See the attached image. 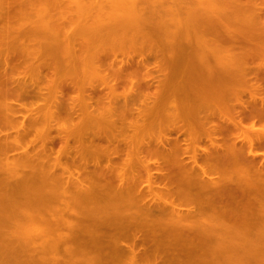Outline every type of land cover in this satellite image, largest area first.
I'll use <instances>...</instances> for the list:
<instances>
[{"label":"bare ground","instance_id":"bare-ground-1","mask_svg":"<svg viewBox=\"0 0 264 264\" xmlns=\"http://www.w3.org/2000/svg\"><path fill=\"white\" fill-rule=\"evenodd\" d=\"M107 1L0 0V264H264V0Z\"/></svg>","mask_w":264,"mask_h":264},{"label":"rangeland","instance_id":"rangeland-1","mask_svg":"<svg viewBox=\"0 0 264 264\" xmlns=\"http://www.w3.org/2000/svg\"><path fill=\"white\" fill-rule=\"evenodd\" d=\"M105 1H107V0H105ZM108 1H110V0H108ZM108 1H107V2H108ZM105 3H106V2H105ZM34 6H35V7L38 6V8H39V5H38V4H36V5H34ZM34 6L31 7V10H34ZM31 10H30V11H31ZM34 11H35V12L33 13V11H32L31 14H32L33 16H34V15L36 16V15H37L36 12L38 11L37 8H35ZM69 14H71V13H69ZM69 14H68V15H69ZM72 14L75 15V14H77V13L74 12V13H72ZM77 15H78V14H77ZM74 17H76V15H75ZM114 58H115V59L118 58V59H117V62H118V61H120V60H122V59H124V58H127V57H126V56H122V55H118V57H112V56H111V57H109L107 60H109V62H112V61H115ZM121 58H122V59H121ZM136 58H140V57L137 56ZM152 61H154V60H152ZM120 90L122 91V88H120L119 91H120ZM121 91H120V92H121ZM123 91H124V90H123ZM121 93H122V92H121ZM32 97H33V96H32ZM32 97H30V96L28 97V96H27L25 99H21V101L18 103V104H19L18 107H20V105H25V104H26L25 106L28 107V108L30 109L31 106H32L34 103H36V105L34 104L36 107H37V105L39 106V104H40V106H39L40 108L43 107V106L41 105V104H43L42 101L38 103V99H37V97H36V98H35V97L32 98ZM245 99H248V98H245ZM121 100L123 101V99H121ZM141 100H143V98L140 99V101H139V100L135 101V102H134V103H135V106L142 108V107H143V105H142L143 103H141ZM122 101H121L120 103L123 104ZM20 103H21V104H20ZM132 105H133V104H132ZM25 106H24V107H25ZM116 106H119V105H116ZM24 107H23L22 109H20V111H22V110L24 109ZM39 107H38V110H39ZM119 107H120V106H119ZM137 107H135V108H137ZM35 109H36V108H35ZM35 112H38V111L36 110ZM35 112H34V114H35ZM22 113H23V114H22ZM38 113H41V111L39 110ZM29 115H30V113L26 110V108L23 110V112H21V113L18 112V116H19V121H20V122L27 123V120H28V124H26L27 127H28V129L30 128L29 126H31V124H30L31 122L29 123V120L31 121V119L28 117ZM25 117H26L27 119H25ZM22 118H24V119L22 120ZM28 118H29V119H28ZM246 125H248V124H246ZM260 125H261V126H260ZM260 125H259V123H257V124H256V128H263V127H264V124H260ZM30 131H31V130H30ZM33 132H34V131H32V133H33ZM32 133H29L28 136H26V138H24V139H26V141H31L32 139L34 140L35 135H33ZM14 135H15V134H14ZM20 151H21V150H19L18 153H19ZM259 151L262 152V150H259ZM16 153H17V152H16ZM13 154H14V153H13ZM262 162H263V161H262ZM145 189H146V188H145ZM23 191H24V190H23ZM23 191H22V192H23ZM149 201H150V199H149V200H146L147 204L149 203ZM165 201L171 202L172 200L169 199V198H165ZM146 202H145V203H146ZM27 205H28V206H31V204H26V207H25V204H24V206H22V205L19 206V208H20V207H21V208H20V209L18 208L17 210H19V211L22 210V213H23L24 209H26V210L28 211L29 208H32V211L34 210V208H33V204H32V207H29V208L27 207ZM34 206H35V205H34ZM184 209H185V208H184ZM26 210H25V211H26ZM25 211H24V212H25ZM27 211H26V212H27ZM29 211H30V210H29ZM32 211H30V212H32ZM30 212H28V213H30ZM1 213H2V212H0V214H1ZM19 213H21V212H19ZM259 214H262V215L264 216L263 212H261V213H257V214H255V215L257 216V218H260L261 221H264V219H263L264 217H263L262 215H260V216L258 217ZM3 215H5V213L2 214V216H3ZM43 216H45L44 213H43ZM0 217H1V215H0ZM261 217H262V218H261ZM73 220H74V219H73ZM19 222H20V221H19ZM19 222L17 221L16 223H19ZM25 222H26V221H25ZM74 222H75V220H74ZM14 223H15V222L13 221V225L15 226V228H16V227L18 228V225H17V224L15 225ZM20 223H22V225H24V224L26 225V224H27V223H24L23 221H21ZM20 223H19V226L21 225ZM76 223H77V222H76ZM80 224H81V223H80ZM80 224H78V225H80ZM82 224H83V223H82ZM2 225L4 226L3 223H2ZM22 225H21V226H22ZM78 225H77V226H78ZM83 225H86V223L83 224ZM83 225H82V226L80 225V227H79V226H78V227H79V229H81V228L83 227L82 229H85V231H86V230L88 229V227H86V226H88V224H87L86 226H83ZM27 226H28V225H27ZM27 226H25V228H26ZM75 226H76V224H75ZM84 227H85V228H84ZM20 228H21V227H19V230H20ZM23 228H24V227H23ZM75 228H76V227H75ZM86 228H87V229H86ZM251 228H253V229H251ZM0 229L4 230V228H2L1 225H0ZM79 229H78V232H79ZM250 229H251L252 231H250V232H248V233H249V234L251 233V236H252V237H255V238L257 239V241H256L254 244L257 245V246H260V247H264V222H263L262 224L260 223V224H258V225H256V226L254 225L253 227L251 226ZM5 230H6V228H5ZM22 230H25V229H22ZM76 230H77V228H76ZM0 231H1V230H0ZM81 231H82V230H81ZM81 231H80L79 233H78L77 231H76V232H77V234H80L81 236H82V235H85L83 232H82V233H83V234H82ZM83 231H84V230H83ZM87 231H89V230H87ZM87 231H86L85 233H87ZM1 232H2V231H1ZM1 232H0V233H1ZM88 233H89V232H88ZM88 235H89V234H88ZM88 235H85V236L82 237L81 240H83V241H82V244H80L81 247H82V245H84V243H86L87 246H89V244H88ZM0 236H1V235H0ZM23 236H24V235H23ZM81 236H79V237H81ZM0 238H1V237H0ZM21 238H22V237H21ZM21 238H20V239H21ZM23 238H24V237H23ZM1 240H2V241H0V247H1L0 249H2V248L4 247L3 249H4V250H7L11 245H13L14 248H15V246H16V248H17V250H18V246H17V244H19L20 241H15V243H17V244H15V243H13V242H12L13 244H10L11 242L6 240V241L8 242V244H6L5 239H4L5 242H3V239H1ZM81 240H78V243L81 242ZM21 241H22V240H21ZM24 241H26V240H24ZM24 241L21 242V245H22V243H23ZM76 242H77V240L74 241V243L78 245V243H76ZM9 244H10V245H9ZM38 244H39V243H38ZM38 244H37V245H38ZM40 244H41V243H40ZM71 244H73V242H72ZM75 244H74V245H75ZM3 245H4V246H3ZM6 245H7V246H6ZM21 245L19 246V249H20L22 252L25 251V253H27L28 250H29V248L31 247L32 244L30 245V243H29L28 245H30V246H27V244L24 242V245H23L22 247H21ZM33 245H34V244H33ZM33 245H32V248H33ZM35 245H36V243H35ZM37 245H36V246H37ZM42 245H44V244H42ZM69 245H70V244H69ZM141 245H142V244H141ZM8 246H9V247H8ZM24 246H25V247H26V246L29 247L28 250H26L27 248H25ZM39 246H40V245H39ZM71 246H72V245H71ZM80 246H79V245H78V246L75 245V247H80ZM84 246H86V245H84ZM5 247H8V248L6 249ZM34 247H35V246H34ZM21 248H23L24 250L21 249ZM40 248H42V247H38V249H40ZM44 248H45V247H44ZM85 248H87V247H85ZM30 249H31V248H30ZM33 249H34V248H33ZM36 249H37V248H36ZM36 249H34V250H36ZM42 249H43V248H42ZM83 249H84V247H83ZM31 250H32V249H31ZM86 250H87V249H86ZM26 251H27V252H26ZM29 251H30V250H29ZM36 251H38V250H36ZM84 251H85V249H84ZM88 252H90L89 255H88L87 252H84V253L81 252V254H80V253H76V254H77V257H78V255H79V256H80V255L82 256V254H84L85 256H84V255H83L84 257L82 256V259H83V260H84V258H86V257L88 258V256H90V257H89L90 259H88V260H89V263H92V258H93V257H91V256H92L94 253H93L92 251H90V248H89V247H88ZM35 253H36V252H35ZM37 253H38V252H37ZM37 253H36V254H37ZM39 253H40V252H39ZM39 253H38V254H39ZM38 254H37V255L34 254V257L36 256V257H35L36 260H35L34 258H32V257H29V256H28V257H27V256H26V257L23 256L22 258H24V259H22V261H21V258H20L19 262H20L21 264H23L22 262H25L24 264H32V262H30V261H33V262H36V263H37V262H39V263H43V262H41V260L39 259ZM86 254H87V256H86ZM96 255L98 256L97 253H96ZM42 256H43V254H42ZM60 256H61V254L59 255V257H60ZM75 256H76V255H75ZM81 256H80L79 258H81ZM93 256H94V255H93ZM52 257H53V256H52ZM52 257H51V259H52ZM63 257H64V259H65V257H67V256H66L65 254H63ZM63 257H60V258H62V261L60 260V261H61V264H62L63 262H64V264H65V261H66V260L63 261V260H64ZM26 258H27V259H26ZM30 258H32V260H31ZM41 258H42V257H41ZM54 258H55V257H54ZM54 258H53V259H54ZM57 258H58V257H57ZM68 258H69V257H68ZM68 258H66V259H68ZM75 258H76V257H75ZM87 258H86V261H87ZM25 259H26V260H25ZM44 259H46V258L44 257ZM47 259H48V257H47ZM49 259H50V258H49ZM53 259H52V261H51L52 263H54V262H53V261H54ZM71 259H72V258H71ZM76 259H77V258H76ZM23 260H24V261H23ZM28 260H29V261H28ZM39 260H40V261H39ZM56 261H57V259H56ZM72 261H73V260H72ZM76 261L79 262L80 264H84L83 261H80V259H79V260L77 259ZM76 261L74 260L73 262H70L69 264H79V263H77ZM86 261H84V262H86ZM26 262H27V263H26ZM20 263H18V264H20ZM33 264H34V263H33ZM59 264H60V262H59ZM66 264H67V263H66Z\"/></svg>","mask_w":264,"mask_h":264},{"label":"flooded vegetation","instance_id":"flooded-vegetation-1","mask_svg":"<svg viewBox=\"0 0 264 264\" xmlns=\"http://www.w3.org/2000/svg\"><path fill=\"white\" fill-rule=\"evenodd\" d=\"M133 106H134V107H137V106H135V105H132V107H133ZM248 125H249V124H248Z\"/></svg>","mask_w":264,"mask_h":264}]
</instances>
